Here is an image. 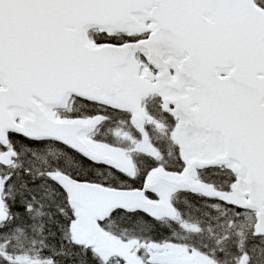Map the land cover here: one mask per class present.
I'll use <instances>...</instances> for the list:
<instances>
[{
	"label": "water",
	"instance_id": "1",
	"mask_svg": "<svg viewBox=\"0 0 264 264\" xmlns=\"http://www.w3.org/2000/svg\"><path fill=\"white\" fill-rule=\"evenodd\" d=\"M146 23V41L114 46L88 39L91 29L134 33ZM137 52L158 72L153 88L163 94L164 106L173 107L178 141L189 158L181 175L150 173L143 191L109 190L53 174L78 208L85 238L100 251L119 254L97 221L117 209L171 219L168 204H152L144 193H204L196 172L220 167L239 177L232 199L256 211L264 231V9L254 0H0V145L15 133L122 169L120 151L87 139L96 120H56L51 110L73 95L135 110Z\"/></svg>",
	"mask_w": 264,
	"mask_h": 264
},
{
	"label": "trees",
	"instance_id": "2",
	"mask_svg": "<svg viewBox=\"0 0 264 264\" xmlns=\"http://www.w3.org/2000/svg\"><path fill=\"white\" fill-rule=\"evenodd\" d=\"M255 2L264 7V0ZM92 37L96 41L105 40L96 34ZM81 115L88 116L89 112L82 109L77 116ZM122 122L126 121L108 116L103 126L106 124L105 129L112 133L114 125ZM103 141L117 145L108 138ZM9 149L15 157L9 164L0 165L5 214L0 222V245L6 244V253L26 254L50 264H111L103 262L94 249L73 242L70 228L76 218L75 210L49 174L60 171L74 180L114 189L137 188L141 178L128 180L114 172L99 170L54 144L13 138ZM167 150L175 155L172 146ZM175 151L179 165L180 155L177 148ZM199 180L225 194L235 182L232 175L216 169L200 173ZM173 203L178 213L174 223L159 224L140 215L118 214L110 221V231L124 242L176 244L209 255L218 263L248 256L249 264H264V239L254 235L243 221L245 216L233 206L215 197L194 194H181ZM0 264L11 263L0 256Z\"/></svg>",
	"mask_w": 264,
	"mask_h": 264
},
{
	"label": "flooded vegetation",
	"instance_id": "3",
	"mask_svg": "<svg viewBox=\"0 0 264 264\" xmlns=\"http://www.w3.org/2000/svg\"><path fill=\"white\" fill-rule=\"evenodd\" d=\"M144 34V33H143ZM148 34H145L144 38L147 37ZM126 42V38L124 40H122L121 42H119L118 44H122ZM143 70H144V74H143ZM141 72L143 75H145V79L143 77V83H142V91H141V99L144 98L145 100V104L146 106L141 108V112H146L147 114H149L150 116H154L157 114H161L164 115L165 117H162L161 119L165 120V121H170L172 124V130L173 133H171V137L173 136L175 129H176V121L171 117L169 111L163 110L161 107L156 106L157 101L155 100L154 96L150 95V84H149V77H151V74H154L153 71L149 70L143 63L141 64ZM150 95V96H149ZM146 96H149L148 98H146ZM158 104V103H157ZM87 106L88 108H85V106ZM84 109L85 111L89 112V116H97L96 115V107L93 105H89V104H85L82 103V101L72 98L70 100V102L68 103L67 107L64 110L61 111H56V115L58 117H63L65 115H67V112H70V114L72 116H75L79 113H81V110ZM109 116L111 117H118V118H122L124 119L127 123L131 121V123L133 124V126H139V128H135L134 127V131L132 134H127L124 135V137H128L133 138L134 140H136L137 143V147H139V150L143 153L141 155L136 156V164L141 166L144 164H147V166L145 168H147V171H150L155 167V161L152 160H156L157 157H163L165 160L168 161V166L167 169L168 171L171 170H175L176 172L180 171V168L177 170V156L170 154L169 151L167 150V147L164 146L162 148V155H158L156 154L155 150H151L150 148H145V145H148L149 143L154 145L156 147V145H158L159 147H161V143L162 144H167L168 142L171 141L170 135L166 138L160 139L158 137H156V134H154L153 132H151L149 129H145V127L142 126V121L145 119L142 114L139 115H131V114H121V113H116L113 111H107ZM69 117V116H68ZM65 118V117H63ZM72 118V117H70ZM19 138V137H17ZM127 139V140H129ZM173 139V138H172ZM151 158V159H150ZM151 162V163H150ZM99 170H103L104 168L102 167H96ZM144 168V167H143ZM139 189H141V187H139ZM147 197L152 200V201H158L160 199H162L161 195H157V194H153V193H148Z\"/></svg>",
	"mask_w": 264,
	"mask_h": 264
},
{
	"label": "rangeland",
	"instance_id": "4",
	"mask_svg": "<svg viewBox=\"0 0 264 264\" xmlns=\"http://www.w3.org/2000/svg\"><path fill=\"white\" fill-rule=\"evenodd\" d=\"M129 139L124 137V140ZM132 143V142H131ZM130 143V144H131ZM145 148H148L145 145ZM139 148V147H138ZM11 154L4 152L0 156V165H6L11 162ZM72 240L77 244H86L87 241L84 238V228L82 225L75 221L71 229ZM112 244L122 253L125 254V258L122 260H116L115 264H143L145 261L142 259H137L134 255L138 250H140L139 256L144 257L151 264H211L210 261L205 259L204 256L187 251L185 248L179 246L170 245H134L133 243H122L112 240ZM6 244L0 245V256L6 261L15 264H41V260L30 257L26 254H17L10 256L6 253ZM103 261L109 260V257L104 254H99ZM138 256V255H137Z\"/></svg>",
	"mask_w": 264,
	"mask_h": 264
}]
</instances>
